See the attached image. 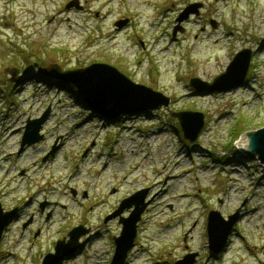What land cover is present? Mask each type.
<instances>
[{"label":"rangeland","instance_id":"obj_1","mask_svg":"<svg viewBox=\"0 0 264 264\" xmlns=\"http://www.w3.org/2000/svg\"><path fill=\"white\" fill-rule=\"evenodd\" d=\"M69 1L0 0V205L19 209L0 264H43L79 225L90 232L62 264H110L122 224L105 220L144 189L151 203L126 264H175L189 254L195 264H264V163L239 147L241 137L232 141L236 128L264 127V0H80L82 10H68ZM190 6L198 14L177 22ZM243 49L253 54L243 86L211 94L190 86L212 83ZM94 63L161 92L169 107L103 117L38 70ZM48 109L43 139L19 153L27 121ZM180 111L204 114L197 141L171 115ZM211 211L227 220L239 211L216 256Z\"/></svg>","mask_w":264,"mask_h":264},{"label":"water","instance_id":"obj_2","mask_svg":"<svg viewBox=\"0 0 264 264\" xmlns=\"http://www.w3.org/2000/svg\"><path fill=\"white\" fill-rule=\"evenodd\" d=\"M68 10L76 8L82 10L79 0H71L66 5ZM191 13H197L196 6L188 7L180 14L177 22L188 19ZM198 14V13H197ZM129 23L128 19L120 20L116 27L121 29ZM176 27L173 36L177 34ZM252 50L243 49L238 52L226 71L214 79L210 84L203 83L199 79L190 80V86L197 93L226 92L237 89L245 84L249 73ZM39 73L52 79H59L74 87L86 107L95 111L103 117H117L123 114L146 113L148 111H159L169 107L171 99L161 92L150 87L133 82L128 76L119 71L115 66L106 63H94L85 68L63 70L58 64H51L44 69L39 68ZM11 77H15L18 69L7 70ZM13 81V80H11ZM115 112V113H113ZM50 114L48 109L40 118L28 120L22 137L20 152L25 148L40 142L43 139L41 130ZM171 115L179 121V126L184 138L189 142L197 141L204 128V114L194 111L172 112ZM242 150L252 157L257 156L264 163V127L255 132L244 133L239 139ZM54 146L51 152L44 158L46 161L56 152ZM148 190L144 189L125 198L119 207L109 215L105 222L119 218L122 224L120 236L115 237V252L110 264H126L130 251L135 246L138 233V224L142 215L151 203L147 201ZM46 204H41V209ZM19 209L4 211L0 205V242L6 228L13 223ZM130 211L128 217L123 214ZM239 219V211L224 219L218 211H211L208 217L209 253L216 256L223 251L234 225ZM30 222L24 225V228ZM90 230L83 225L73 228L67 238L56 242L54 253L45 256L43 264H61L66 258L74 256L81 246V239L89 234ZM197 254L186 255L175 264H195Z\"/></svg>","mask_w":264,"mask_h":264},{"label":"trees","instance_id":"obj_3","mask_svg":"<svg viewBox=\"0 0 264 264\" xmlns=\"http://www.w3.org/2000/svg\"><path fill=\"white\" fill-rule=\"evenodd\" d=\"M21 70V72H26V73H28L30 70H28V68H21L20 69ZM41 77H42V75H41ZM61 84L63 85V86H65L66 87V89H67V91H69V92H72V93H74V95L76 96V98H77V100H78V102H80L82 105H84V106H86L84 103H83V101H82V99H81V97L78 95V93H77V91L72 87V86H70V85H67L66 83H64V82H62L61 81ZM94 112V111H93ZM94 113H96V112H94ZM240 126H241V123H240ZM244 133V129L243 128H236L235 129V131L233 132V143L236 141V140H238L240 137H241V135ZM232 145V144H231Z\"/></svg>","mask_w":264,"mask_h":264},{"label":"flooded vegetation","instance_id":"obj_4","mask_svg":"<svg viewBox=\"0 0 264 264\" xmlns=\"http://www.w3.org/2000/svg\"><path fill=\"white\" fill-rule=\"evenodd\" d=\"M71 1V0H70ZM79 2H80V0H79ZM71 10V9H70ZM0 196H1V194H0ZM51 215V214H50ZM50 215L48 216V217H50ZM18 218H19V212L17 213V215H16V217H15V220H14V222L16 221V220H18ZM32 221V219H30V222ZM27 222V221H26ZM28 222H29V220H28ZM40 232V231H39ZM82 248V245H81V247H80V249ZM79 249V250H80ZM74 257V256H73ZM68 260V259H67ZM63 263V262H62ZM61 263V264H62Z\"/></svg>","mask_w":264,"mask_h":264},{"label":"bare ground","instance_id":"obj_5","mask_svg":"<svg viewBox=\"0 0 264 264\" xmlns=\"http://www.w3.org/2000/svg\"><path fill=\"white\" fill-rule=\"evenodd\" d=\"M239 144H242V143L239 142ZM239 147H240V146H239ZM240 148L242 149V147H240Z\"/></svg>","mask_w":264,"mask_h":264}]
</instances>
